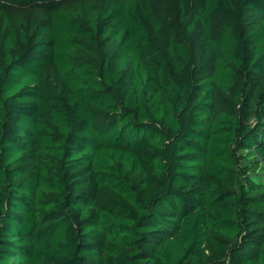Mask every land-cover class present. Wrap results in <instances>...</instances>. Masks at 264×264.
<instances>
[{
    "label": "trees",
    "instance_id": "trees-1",
    "mask_svg": "<svg viewBox=\"0 0 264 264\" xmlns=\"http://www.w3.org/2000/svg\"><path fill=\"white\" fill-rule=\"evenodd\" d=\"M0 264H264V0H0Z\"/></svg>",
    "mask_w": 264,
    "mask_h": 264
}]
</instances>
